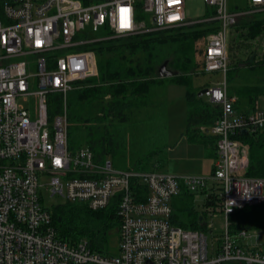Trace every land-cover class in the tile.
Segmentation results:
<instances>
[{
    "label": "built area",
    "instance_id": "built-area-1",
    "mask_svg": "<svg viewBox=\"0 0 264 264\" xmlns=\"http://www.w3.org/2000/svg\"><path fill=\"white\" fill-rule=\"evenodd\" d=\"M206 1L214 14L202 20L216 28L206 34L203 70L223 76L204 93L221 107L210 129L217 150L210 175L114 167L88 144L71 146L65 109L49 112L52 95L66 100L99 74L89 44L100 38L89 31L105 28L119 37L195 24L186 16V0H0V264H264V229L243 228L236 236L230 221L236 210L264 202V176L247 174L249 146L235 137L243 129L264 132V108L239 114L228 92V42L245 12L230 0ZM247 1L264 7V0ZM141 12L149 24L137 19ZM45 177L52 194L65 201L92 210L116 207V253L59 236L43 196ZM184 189L205 190L211 196L207 214H223L211 251L206 231L174 221V200ZM205 222L211 231L213 224Z\"/></svg>",
    "mask_w": 264,
    "mask_h": 264
},
{
    "label": "trees",
    "instance_id": "trees-1",
    "mask_svg": "<svg viewBox=\"0 0 264 264\" xmlns=\"http://www.w3.org/2000/svg\"><path fill=\"white\" fill-rule=\"evenodd\" d=\"M92 1L99 0H84L86 3ZM231 6L233 9H242L239 3ZM213 14L212 11L205 17ZM137 19L146 20V23L149 24L148 14L141 12ZM213 23V21L204 22L202 29H195L192 32L145 31L129 35L126 39L110 37L111 32L105 28L94 32L89 31L90 37L100 38L89 44V48L95 51L99 74L88 80L86 85L90 84L89 87L71 91L67 105L69 107L74 105V100L85 105L97 101L96 106L99 108V113L103 111L105 116L112 115L121 122H127L135 110L154 108L157 104L150 100H154L156 92L159 91L164 80L172 78L173 81L168 82L167 86L171 83H179L187 88L188 127L186 135L188 139L191 142L206 143L210 139L207 129H211L210 126L221 114V108L208 103L206 101L208 99L204 96H199V91L210 83L194 88L191 72L200 66V60L197 58V43L206 33L216 28ZM193 25L195 26L196 23ZM231 33L229 38L230 53L235 47L241 45L240 41L243 39H256L264 34V14L241 16ZM165 60L169 61L168 66L178 71V74L169 77L159 75V67ZM258 61L264 66V52ZM248 65V71L245 73H242L238 66L242 68L246 65L242 63L229 65L227 79L228 83H231L238 74L237 76L247 84L238 89L233 88V90L241 96H251L253 100H256L261 94H264V76L261 75L264 74V68L258 66L259 64L256 66V62ZM259 75H261L259 79L261 84L250 85L248 83V80H256ZM100 100H109V103L101 106ZM64 106V96L58 93L52 95L49 100L50 115L62 113ZM73 119V113L69 112V136H71ZM235 137L249 146L250 164L247 174L264 176V132L244 133L240 131ZM118 140L114 132L108 136L103 131L92 136L87 144L94 149L98 159L104 160L107 153L116 154L115 149L121 141L118 142ZM70 142L74 147L71 138ZM202 192L207 193L205 190ZM181 195H183V202L180 201L181 204L174 202L175 209H177L174 214L175 223L185 228L201 229L208 233L210 229L205 222L206 211L204 210L201 214L190 205L184 206L185 199L190 198L189 200H191L194 194L184 189ZM210 197L206 198V205L211 204ZM180 199L182 200V198ZM256 205L258 204L238 209L230 216L233 235L237 236L243 228L264 229V202L259 206ZM112 221L119 227L120 218L114 205L101 210H92L87 204L65 201L53 208V222L62 239L72 242L87 239L92 249L103 253H107L104 248V237ZM228 263L245 264L237 261Z\"/></svg>",
    "mask_w": 264,
    "mask_h": 264
},
{
    "label": "rangeland",
    "instance_id": "rangeland-1",
    "mask_svg": "<svg viewBox=\"0 0 264 264\" xmlns=\"http://www.w3.org/2000/svg\"><path fill=\"white\" fill-rule=\"evenodd\" d=\"M230 3L233 6L238 3L242 6L241 10L245 13L241 16H254L258 13L264 14V7L252 8L247 0H230ZM212 11L213 7L208 4L206 0H186V16L190 21H197L195 26L193 24H184L152 31L170 33L174 32V30L177 32H192L195 29H202L204 27L203 23L206 22L202 19ZM241 16H239V19ZM200 20L202 21L200 22ZM206 34L199 39L197 43V58L200 60V66L197 67L194 72H191V79L192 81L194 80V88L206 85L211 81H218L223 77L220 72H205L203 70V49ZM120 37L126 39L127 36H119V38ZM240 43L241 45L235 47L232 50L233 52L230 53V41L228 42L229 65L231 66L237 63L246 65V67L242 68L238 66L242 73L247 72L249 68L248 64L253 62H256V66L259 64L258 66L264 68V66L261 65L262 63L260 64L258 61V59H261L264 52V34L256 39L245 38L240 41ZM237 75L233 82L228 83L229 90L231 91H235L233 88L238 89L247 84ZM261 75L264 76L263 73ZM261 75L257 76L256 80H248V83L250 85L261 84L259 80ZM88 80H84L81 86L75 90L89 87L90 84L86 85ZM170 81H173V79H165L164 83L160 85L159 91L156 92L158 96L155 95L154 100H150L157 104L154 108L135 110L127 122H121L112 115L105 116L103 111L99 113V108L96 106L97 101L85 105L74 100V105L69 107L67 105L68 100H70L68 94L66 100H64V109L67 111V114L71 112L74 115L70 136L72 143H74V148L89 143L91 137L95 136L97 132L105 131L108 136L114 132L115 136L121 140L120 142L118 140L119 145L115 149L116 154L109 152L104 157V160L111 161L114 167L123 169L136 168L141 170L159 169L173 174L210 175V162L212 159L207 158L205 161L201 159L203 155L201 154L200 147L188 144L185 141L186 137H182L183 132L185 133V131H187L186 116L188 113V105L185 97L186 86L179 83H171L166 88ZM108 97L109 96H106V98ZM108 101L109 100H100L99 102L101 106H104V104L107 105L109 103ZM257 103L259 107H264V97H261ZM167 142L171 147H168ZM183 145L186 147L184 148ZM202 160L204 165L200 167L204 169V172L198 173L195 168L200 165L199 162ZM183 169L188 171L183 172ZM42 182L45 183L43 187V196L45 198V204L48 207L53 209L57 205L65 202L63 196L52 194L50 185L47 184L49 179L46 177L42 178ZM193 194L191 200H189L190 198L185 199L186 202L184 206L190 205L196 212L202 214L206 209V194L203 192ZM180 198H182V200ZM180 201L183 202V195H180L174 200L176 204H181ZM259 205L260 204L256 206ZM206 220L213 224L211 231H208L209 249L211 251L213 245L216 248L218 246V237L222 232L224 218L221 212L216 211L212 216L210 213L209 215L207 214ZM107 230V234L104 237L105 251L108 253H116L119 241L118 225L116 226V223L112 221ZM227 263L228 262L225 264Z\"/></svg>",
    "mask_w": 264,
    "mask_h": 264
},
{
    "label": "crops",
    "instance_id": "crops-1",
    "mask_svg": "<svg viewBox=\"0 0 264 264\" xmlns=\"http://www.w3.org/2000/svg\"><path fill=\"white\" fill-rule=\"evenodd\" d=\"M170 85V84H169ZM168 85V86H169ZM167 86V87H168ZM185 86V85H184ZM228 92L230 95L234 96L236 98V102H235V106H236V110L239 114H249L251 112H253L255 109L257 108H264V107H259L257 104V101L261 98V97H264V94H261L256 100H253L251 98V96H241L238 92H235V91H231L229 90V87H228ZM187 96V88H185V97ZM109 98V97H108ZM186 101H187V98H186ZM208 103H211L212 105H214L215 107L217 108H221L218 104L214 103V102H211L210 100H206ZM188 105V104H187ZM187 111H188V106H187ZM187 113V112H186ZM186 120H187V127H188V113H187V116H186ZM214 124V123H213ZM212 124V125H213ZM211 127V126H210ZM187 130V129H186ZM186 132L185 133L183 132V136L186 137V142L190 145H196V146H199L200 147V151H201V154L203 155L201 157V159H203L204 161L207 160V158H211L212 161L210 162L211 164V168H210V171L212 172L213 170V167H214V164H215V161L217 159V150H216V137L210 132V128L207 129V132L210 136V139L206 142V143H202V142H191L187 135H186ZM168 144V142H167ZM184 148L186 147L185 145H183ZM168 147H171L170 144H168ZM203 160L200 163V165L195 168L197 170L198 173H201V172H204V169L200 166L204 165L203 164ZM188 170H184L183 169V172H187ZM198 196V195H197ZM205 204H206V201H205ZM207 206V205H206Z\"/></svg>",
    "mask_w": 264,
    "mask_h": 264
},
{
    "label": "water",
    "instance_id": "water-1",
    "mask_svg": "<svg viewBox=\"0 0 264 264\" xmlns=\"http://www.w3.org/2000/svg\"><path fill=\"white\" fill-rule=\"evenodd\" d=\"M153 20H154V22H156V18H155V17H154ZM168 62H169L168 60H165V61L160 65V67H159L158 72H159V75H160L161 77L173 76V75L178 74V71H175V70L171 69V68L168 66ZM205 91H206V87L202 88V89L199 91V93H198L199 96H203L204 93H205ZM242 132L246 133L247 130H246V129H243ZM201 218H202V216H201Z\"/></svg>",
    "mask_w": 264,
    "mask_h": 264
}]
</instances>
